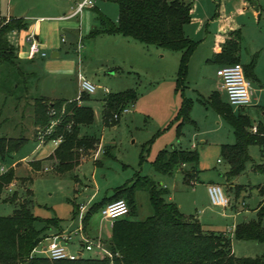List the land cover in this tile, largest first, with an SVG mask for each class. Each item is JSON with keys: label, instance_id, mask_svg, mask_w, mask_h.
<instances>
[{"label": "rangeland", "instance_id": "rangeland-1", "mask_svg": "<svg viewBox=\"0 0 264 264\" xmlns=\"http://www.w3.org/2000/svg\"><path fill=\"white\" fill-rule=\"evenodd\" d=\"M77 1L80 0H0V21L8 22L13 16L24 17L29 22H35L41 15L56 12L68 14L71 10L70 4L75 6ZM257 2L263 8L260 21L251 12L239 16V11L235 9L238 21L242 25L241 60L244 64L250 62L252 54L259 52L262 56L264 51V0H257ZM195 5L198 18L207 19L199 33L198 25L190 23L192 35L189 36L200 43L202 42L201 37L207 38L205 37L207 30L214 31L217 27V24L214 25V21L211 19L215 4L213 0H195ZM99 11L114 22L119 20L120 9L115 0H95V6L85 8L83 13L71 20L73 24L70 26H67V21L60 20L61 25L58 29L57 37L60 47L63 49L71 45L75 35L81 36L83 40L81 56L70 50L75 59L74 66H79L84 76L101 87L96 93L91 94L89 99L82 100L83 104L85 102L95 112L94 122L82 128L84 133L102 139L105 145L101 147L99 144L92 149L78 150L77 165L65 173H60L57 170L59 161L54 155L55 151L49 157L33 162L35 163L33 165L39 169L32 170L31 161L38 160L33 157L37 154L47 153L55 146L54 141L49 140L40 144L32 137V132L36 134L39 129V126L35 127L34 123L35 99L33 98L43 92H51L58 88L62 82L67 81L68 78L73 79V77H65L67 80H62L59 75L49 74V69L44 67V61L54 59L52 49L47 51L48 56L45 59H32L29 56V44L26 40L29 32L27 33L26 29H16L8 34L9 40L15 45L17 53L19 52V58L16 60L17 66L9 62L0 66V136H25L27 140L12 155L3 158L0 154V175L11 168L13 172L12 181L4 186L0 196V215H9L14 212L18 202L7 199L16 197L15 201H29L30 208L36 216L41 218L59 217L64 230L77 231L81 227L84 229L85 212L81 215L79 206H85L87 203L94 205L105 197H110L115 188L131 183L137 172L161 183L169 189L168 195L178 191V194L187 201L191 198L190 194L194 186L188 185L184 181L181 170L184 172L190 169V164H183L173 174L158 172L152 164L159 150L171 147L172 144L183 148L195 144L198 151L199 210L208 204L204 193L205 189L208 190V185L211 182L219 183L223 187L227 183L234 186H264V172L255 169L254 166L264 162L263 151L258 145L249 147L251 159L248 161L245 171L230 178L232 183L228 181L230 165L222 156L221 146L223 143H234L235 136L229 124L225 120L217 118V113L205 102L214 88L213 83L217 78L216 67L207 62H199L197 56L193 74L188 78V87H185L184 90H177L176 72L180 64V53L178 52L163 49L159 51V47H152L155 61L151 65L144 63L141 65L142 68L135 69L141 76H138L134 71L131 72L127 68L128 65H125L124 59L120 58L116 61V65H113L112 61L106 60L102 54L87 55L88 53H84V51L89 49L86 47H90L92 38L89 37L90 31L84 30L81 26L82 23H85V19L90 17L95 21L94 25L99 26L97 18ZM45 18L47 22L57 23V19ZM42 47L46 48L43 45ZM196 53L198 55V47ZM115 66H118L117 72L110 73L111 68ZM75 75L76 80L72 82V91L74 90L78 97L80 87L77 82L78 70L76 68L74 69V79ZM26 87L30 91L31 97L28 93L25 94ZM106 87L110 92L134 89L138 93L137 102L134 105L133 103L129 104L130 110L123 113L115 125H106L104 122L103 99ZM260 88L261 86L253 80L251 91L255 89L259 100L256 104L264 105V88ZM183 97L193 100L191 118L195 120V124L186 123L182 134L178 136V122L174 118ZM62 141L57 142V147ZM148 141L150 142L147 149L143 150ZM101 148L104 152V154L101 153L103 156L99 155ZM107 148L109 154L105 155ZM142 153L146 156L143 161H141ZM24 157L33 159L18 161L12 165L14 160H22ZM218 159H221L222 162H218ZM98 161H101L100 164H97ZM32 177L33 194L29 195L27 188L30 186L29 178ZM175 187H177L176 190H174ZM226 189L232 188L227 185ZM93 195L95 196L94 200L90 199ZM235 198L233 203L236 208L231 210L230 207H224H227L230 213H235L236 217H225L223 222H219L218 219L217 221L213 219L214 222L206 219L205 221L209 223L206 225L207 228L227 231L230 227L234 228L243 222L244 216H247L248 220L258 218L257 207L262 200V195L256 194L254 190H243ZM135 200L137 213L131 216L132 218L143 220L154 213L148 190H138ZM243 201L246 202V206L243 205ZM214 208L221 209V207ZM242 209L243 211H240ZM203 216L208 217V213ZM217 216L220 218V215L217 214ZM108 222L109 220L102 215L101 210L97 209L88 220L87 231L96 233L100 227H103L105 229L104 232L102 230L101 236L105 238L109 227ZM36 226L41 229L45 223L38 221ZM231 228L229 234L233 235V232H230L233 230ZM48 230L50 228L46 232ZM44 244H47L46 240ZM232 244L238 257L264 256V242L262 241L240 240L233 235ZM83 250L85 251V248ZM102 255L103 253L99 249L84 252V257H100ZM39 256L47 257L45 254Z\"/></svg>", "mask_w": 264, "mask_h": 264}, {"label": "trees", "instance_id": "trees-1", "mask_svg": "<svg viewBox=\"0 0 264 264\" xmlns=\"http://www.w3.org/2000/svg\"><path fill=\"white\" fill-rule=\"evenodd\" d=\"M120 9L119 20L114 22L104 13L98 12L99 26H95L89 34L90 38L99 35H123L138 40L147 46H156L164 50L180 52V64L177 72L176 89L184 90L187 84L191 57L199 42L185 32V25L193 18L195 0H115ZM250 7L260 10L257 0H245ZM28 21L24 17H11L8 22L0 21V66L9 62L17 66L18 53L8 34L13 30L28 29ZM240 29L231 30L220 51L214 55L218 62H240ZM257 56H253L248 64H244L245 74L256 79L254 68ZM81 100L90 98L83 94ZM138 99L134 89L109 92L103 99L104 122L115 125L119 120L110 123L108 120L114 113L129 106ZM206 103L218 112L233 128L236 137L234 143L221 146V153L230 165L228 178L236 177L245 171L251 159L249 147L259 145L264 150V122L257 124V132L251 117L243 109L234 111L228 100H224L219 91H213ZM193 100L183 97L179 110L174 118L177 124V135L180 136L186 123L195 124L191 118ZM55 113L51 114L50 110ZM95 119L92 107L79 104L77 99L64 98L50 100L45 97L35 99L34 123L47 128L52 120H57L53 132L47 140L62 137L61 144L54 155L59 161L57 170L65 173L77 165V152L80 149L94 148L99 139L95 136L82 135L81 129L91 125ZM38 135V131L36 136ZM37 138V137H36ZM26 137L0 136V154L3 158L12 155L26 142ZM148 141L143 150L147 149ZM106 154H109L107 148ZM145 155L141 154V161ZM198 151L176 146L161 149L152 164L158 172L173 174L183 164H190L184 171V180L189 185L198 181ZM41 161L33 160V162ZM37 167L32 166L36 171ZM255 169L264 172V164L255 165ZM12 168L0 175V196L3 188L12 181ZM29 195L33 194L29 178ZM264 196V188L257 186ZM146 189L150 194V202L154 213L144 220L128 218L137 213L135 193ZM169 190L146 175L136 173L131 183L115 188L114 195L104 198L90 207L84 215V228L87 227L91 215L107 203L124 198L130 206L127 216L113 222L112 235L107 243L111 255L100 257H79L77 259H51L32 255L44 239L48 237L46 230L51 226H59V217L41 218L36 216L29 201L18 202L12 214L0 215V264H264L262 257H238L232 244L233 235L240 240L264 242V199L257 207L258 218L244 220L235 227L233 235L227 231L207 228L194 215L183 213L176 202L167 200ZM111 200V201H108ZM43 221L45 226L39 229L36 224Z\"/></svg>", "mask_w": 264, "mask_h": 264}, {"label": "crops", "instance_id": "crops-1", "mask_svg": "<svg viewBox=\"0 0 264 264\" xmlns=\"http://www.w3.org/2000/svg\"><path fill=\"white\" fill-rule=\"evenodd\" d=\"M80 1H77L75 6H73V5L71 6V4H70L71 10L69 11L68 14H64L63 12H56V13L48 14V15H41L39 18H37L35 20V22H29V20L25 18L29 24V27H28V29H26V32L27 33L28 32H34L36 34L37 39L40 41V43L44 47L47 48V49L45 48L46 52L49 49H52V57L54 59L53 60L48 59V60L44 61V67H46V69H49V74L59 75V78L62 80H65L66 79L65 77H71V76L73 77V79L72 78H68V80L66 79L67 81L62 82L58 88L53 89L51 92H49V93L43 92L41 95L37 96L36 98L45 97V98H48L50 100L59 99V98H64L67 100H74L77 98V94H75V91L74 90L72 91V89H73V85H72L73 83L72 82H73V80L74 81L76 80V75H75V79H74V69L76 68V70H78V71H81V69L79 66H74L75 59H74L73 55L70 53V50L78 53L77 44H78V41L81 38V36L78 37L79 35L78 36L75 35L74 41L71 43V45H69L65 49H63L62 47H60L59 38L57 37V35H58V29L61 25L60 20L67 21L68 22L67 26H70V24H73V23H71V20L75 17H78V15H80L81 13H83L85 11V9H84L81 13L74 15V13L77 9V4ZM213 1L215 4V10H214V14H213L211 19L214 21V23H213L214 25L217 24V27L215 28L214 31H212V30L206 31V33H205V37H207L206 39L204 37L200 38L202 42H200L198 44V55L196 53L197 52V49H196L195 52L193 53L192 57H191V60H190L186 87H188L189 76H191L193 74L192 73L193 68H194L193 66H194V62L197 59V56H198L199 62H203V63L207 62L210 65L216 67V76H217L218 68L227 64L225 62H218V61L214 60V55L217 51L221 50L222 45L225 42L229 31H231V30L240 29V31H241V39H240L241 44H240V50H239L238 56L240 58V62L244 65V63L241 60L242 59V54H241L242 25L238 21V15L236 14L237 12H235L236 10L239 11V16H244V15H246L247 12H251L254 14L255 18L258 21H260V19H261V14H262L261 10L263 9L261 4H260V8H259L260 10H258L255 7H250L245 0H213ZM233 11H234V13H233ZM45 17H51V18L57 19V23L53 24V23L47 22ZM85 20H86L85 23H82L81 27L84 28V30H87L89 32L96 26V25H94L95 21L92 20L91 17L89 19L87 18ZM206 20L207 19H204V18L203 19L198 18L197 8H196V5H194L193 18H192V21L190 23H196L198 25L197 26L198 27V33H199V30L203 26H205ZM190 23L185 25V32L188 36L190 34L192 35ZM81 30L82 29L80 28V31ZM91 40H92V42H91L92 44L90 45V47L89 46L86 47L89 49H87V50L85 49L84 53H88L87 55H92V56H95L96 54H102V56H104V58L106 60L112 61L113 65H116V61H118L120 58L124 59V62L126 63L125 65H128L127 68H129V70H131V72L134 71L135 73H137L138 76H141V75L137 71H135V69L142 68L141 65H143L144 63H146V64L149 63L151 65L155 61V55L151 49L154 46H147L146 44H144L138 40H135V39L123 36V35H119V34H117V35H99L95 38H92ZM199 50H201V51H199ZM159 51H162V48H159ZM81 53H82V51H81ZM81 53L79 54L80 56H81ZM178 53H180V52H178ZM20 54H21V52H20ZM255 55L257 56V61H256V65L254 68V73L256 76V79H254V81L257 82L261 86L260 89H263L264 88V51L262 53V56L260 55L259 52L252 54L250 61L252 60L253 56H255ZM47 56H48V54L45 57L37 56V57L32 58V59H45ZM179 57L181 58V53H180ZM18 58H19V52H18ZM47 67H49V68H47ZM117 69H118V66H115V67L111 68V70L109 72L110 73H116ZM177 72H178V69H177ZM177 72H176V76H177ZM249 80H250L251 86H252L253 79L249 78ZM77 82L79 83L78 77H77ZM76 85H77V83H76ZM213 87H214V88H212L213 91H219L222 98L224 100H228L227 94H226L225 90L222 88V85H221V82H220V79L218 76L214 80ZM29 92L30 91L26 87V93L25 94L28 93V95L30 96ZM251 94H252V104L250 106L245 107V108H237V107L233 106V109H234V111H238L240 109H243L244 112L247 113L251 117L253 124L257 125L261 121L264 122V105L256 104L257 101H259V100L255 94V89H252ZM36 98H33V99H36ZM137 100L135 102H133V105L137 102ZM263 102H264V100H263ZM84 104H85V102H84ZM81 105H83V103ZM180 105H181V103H180ZM33 112H34V106H33ZM216 113H217V118H220L221 120H225L218 112H216ZM229 126L231 127V129L233 131L232 126L230 124H229ZM35 127H36V125H35ZM81 133H82V135H86V133H84V131H83V128L81 129ZM233 134H234V132H233ZM35 136H36V134H34V132H32L33 139L35 141H38ZM234 136H235V134H234ZM23 137H25V136H23ZM235 141H236V137H235ZM40 144H42V143H40ZM99 144L101 147L105 146L103 144L102 139H99V142L97 143V145H99ZM223 144H225V143H223ZM171 146H176V145L172 144ZM56 148H57V143L55 142V146L50 151H48L47 153H44L42 155L37 154L33 158L34 159H45L46 157H49L50 154H52ZM178 148H183V147L179 146ZM183 149H196V148H195V144H192L189 147H186ZM101 153L104 154V152H102V148H101V151H99V155ZM103 154H101V156H103ZM105 155H107V154H105ZM33 158L24 157L22 160H14L12 162V165H15V163L18 161H26V160L28 161V160H31ZM145 158H146V156H145ZM262 159L264 160L263 155H262ZM100 162L101 161H98L97 164H100ZM218 162H222V160L218 159ZM262 164H264V162ZM176 171L177 170H175L174 173ZM181 172H182L183 178H184V172L182 170H181ZM198 181H199V176H198ZM198 181H197V183H198ZM228 181H230V178H228ZM197 183L195 185H191L194 187L192 188V192L190 194L191 198L187 201L185 200V198L183 199V197H181L180 194H178V191H174V193L169 194L168 196H166V198L169 201L176 202L177 205L179 206L180 210L183 213H185L186 215H194L195 217H197L205 226L207 224H209L205 221L206 219L210 220V221L212 220V222H214L213 219L215 221H217V219H218L219 222H223V221H225V219H223L225 217H229V218L234 217V216L236 217L235 213L232 214V213H230V210L229 211L227 210V207H230L231 210H233L234 207L236 208L233 201L236 199L235 198L236 195H239L243 190H245V191L254 190V192L256 194L261 195L256 186H249V185H247V186L235 185L234 186L232 184L227 183L223 188L226 191L228 198L230 199V205L229 206L224 207V206L213 205L211 202V199H210L209 192H208V190L205 189L204 194L206 195L208 204L205 205V208H203L202 210H199V208H198L199 188H198ZM211 183H214V182H211ZM211 183H209V185ZM230 183H232V182L230 181ZM227 185H230V187L232 189H230V190L226 189ZM259 187H264V186H259ZM176 188L177 187H175L174 190H176ZM137 192H138V190L135 193V198H136ZM113 195H114V193L111 196H113ZM94 197L95 196L93 195L90 199L94 200L95 199ZM105 198H109V197H105ZM263 199H264V196L262 195V200ZM108 201H111V200H108ZM91 204L92 203H87V205H85V214L90 209V207L92 206ZM243 205L246 206L245 201H243ZM212 206L217 207V208L221 207V209L218 208L216 210V208H214V207H213V209H210ZM79 208H80V206H79ZM79 208H78V210H79ZM244 210H246V209H244ZM240 211H243V209ZM207 213H208V217L203 216ZM217 214L220 215V218L217 216ZM128 218L134 219L130 216ZM244 218H245V220H248L247 216H244ZM108 223H109V227H108L107 235H105L106 236L105 238H103L101 236L102 230L104 232V229H105L103 227L102 228L100 227V229L96 233H91V232L87 231V227H86L83 229L84 236L88 239H91V240L101 241L103 243L104 247L107 250H109L107 243L109 242L111 235H112L113 222L109 221ZM235 227L236 226H234V228ZM234 228H231V230L233 229L232 231H230L231 233L234 232V230H235ZM210 229L217 230L215 228H210ZM229 229L227 230L228 233H229ZM59 231H64L61 224L59 226H51L50 230H48L46 233L48 236H50V235H52L56 232H59ZM65 231H68V230L66 229ZM222 231H225V230H222ZM44 241H45V239H44ZM44 241H42L43 245H46V244H44ZM82 246H83V240H82L81 236H76V238L73 240V242L69 245V248L72 251H79V250H81ZM233 250H234V248H233ZM234 253L236 255L235 251H234Z\"/></svg>", "mask_w": 264, "mask_h": 264}, {"label": "built area", "instance_id": "built-area-1", "mask_svg": "<svg viewBox=\"0 0 264 264\" xmlns=\"http://www.w3.org/2000/svg\"><path fill=\"white\" fill-rule=\"evenodd\" d=\"M95 6V0H81L77 4V9L74 15L81 13L85 8H93ZM26 40L29 44L28 54L31 58H35L37 56L45 57L47 55L46 50L42 47L40 41L37 39L36 34L34 32H29L26 36ZM83 40L80 38L77 44L78 54L81 53L83 48ZM217 76L220 79L222 88L225 90L227 94V99L230 104L237 108H245L252 104V94H251V82L249 78L245 74L244 66L241 62L229 63L225 64L218 68ZM78 81L80 87L79 96L76 98L78 103L81 104V96L83 94H94L101 87L88 79L81 71H78ZM105 94H108L110 91L106 87L104 88ZM130 110V107L127 106L123 108L120 112H116L113 114L111 118H109V122L112 123L115 120H120L123 113H127ZM51 114L55 113V110H50ZM58 123L57 120H52L51 124L47 128L39 127L37 140L40 143H45L48 135H50L55 125ZM257 125L252 127V131L257 132ZM62 140V137L53 139L51 141L58 142ZM263 158H264V150H263ZM208 192L210 195V199L213 205L215 206H229L230 199L228 198L225 190L221 184L211 183L208 186ZM81 215L85 212V206L80 207ZM102 215L111 222H114L117 219L125 217L130 212V206L126 199L120 198L113 200L106 205H104L101 209ZM81 236L83 240V246L79 251H72L69 248V245L75 239V236ZM47 244L43 245L41 242L37 247H35L32 255H43L45 254L47 257L51 259H77L79 257L84 256L85 251H93L94 249H99L102 251L103 256L111 255V252L107 250L101 241H95L88 239L84 236L83 228H79L77 231H59L46 239ZM85 248V251L83 250Z\"/></svg>", "mask_w": 264, "mask_h": 264}]
</instances>
